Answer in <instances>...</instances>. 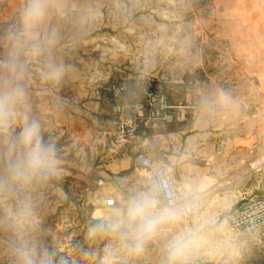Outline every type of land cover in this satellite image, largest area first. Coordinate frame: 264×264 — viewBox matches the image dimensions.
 Listing matches in <instances>:
<instances>
[{
  "label": "rangeland",
  "instance_id": "rangeland-1",
  "mask_svg": "<svg viewBox=\"0 0 264 264\" xmlns=\"http://www.w3.org/2000/svg\"><path fill=\"white\" fill-rule=\"evenodd\" d=\"M191 10L189 0H120L110 11L99 7L86 17L79 15L82 20L72 29L73 39L78 42L76 59L81 61L79 65L94 69L98 83L103 77V81H108L107 87L124 85L129 98L139 99L145 91H162L168 93L172 103L185 104L189 83L204 79L202 71L195 68L196 47L206 61V70L208 61L211 71L216 69L215 61L228 65L221 58L224 54L214 48L211 35L204 30L205 20L197 26ZM119 31L136 41L131 47L139 53L118 58V46L103 42V34L123 38ZM156 48L161 52H150ZM106 109L111 113L110 100ZM81 118L82 125L90 131L73 144L67 141L66 133L58 136L53 131L43 136L55 146L56 156L61 160L54 177L56 184L50 178L15 198L0 197V227L9 232L16 231L19 222L15 218L9 220L8 211L20 200L31 201V216L21 226L41 248L51 253L54 264H103L109 239L103 235L91 237L90 229L109 210L108 200L122 201L130 190L143 187L149 176L133 167L136 154L131 153L128 154L131 170L128 167L119 171H129L126 174L118 176L105 169L111 160V149L121 145L127 152L137 138L146 137L141 129L136 139L122 141L114 135L113 117H96L97 121L107 120L106 124L101 122L105 128L90 117ZM241 203L224 200L216 191L199 201L188 202L179 223L163 225L160 235L146 245L143 254L126 258L124 264H162L166 244L188 229H197L201 238L188 264H263L264 235L238 233L230 227L231 213Z\"/></svg>",
  "mask_w": 264,
  "mask_h": 264
},
{
  "label": "crops",
  "instance_id": "crops-1",
  "mask_svg": "<svg viewBox=\"0 0 264 264\" xmlns=\"http://www.w3.org/2000/svg\"><path fill=\"white\" fill-rule=\"evenodd\" d=\"M119 2L50 0L49 15L40 28L55 34L56 42L40 55L21 53L27 68L23 81L27 106L7 132H0V150L6 147L9 134L20 131L25 118L38 120L43 136L53 131L58 136L66 133L72 144L90 131L82 125L81 117H90L105 128L102 123L107 120L97 121L96 117H113L106 109L108 81L101 77L98 83L92 67L79 65L78 42L73 39L72 29L82 20L79 15L86 17L99 7L110 11ZM25 3L26 0H0V60L6 59L16 46L11 31L19 26V12ZM203 24L228 65L215 61L216 69L211 71L208 61L206 70V61L196 47L195 68L202 71L204 79L189 83L184 102L191 109L186 119L148 129L146 137L135 138L127 152L121 145L114 147L105 169L118 174L130 167L128 154L144 153L171 169L179 191L197 190L191 202L211 191L228 201H264V168L253 172L249 167L251 161L264 154V0H213L211 16ZM118 34L123 38L103 34V42L118 46V58L135 56L139 50H133L131 44L136 41L120 31ZM107 50H111L109 46ZM150 52L161 51L156 48ZM49 62L65 65V75L59 82L43 78ZM221 93L227 94L229 103L222 101ZM57 159L59 167L61 160Z\"/></svg>",
  "mask_w": 264,
  "mask_h": 264
},
{
  "label": "clouds",
  "instance_id": "clouds-1",
  "mask_svg": "<svg viewBox=\"0 0 264 264\" xmlns=\"http://www.w3.org/2000/svg\"><path fill=\"white\" fill-rule=\"evenodd\" d=\"M49 10L50 0H26L19 12V26L11 31L16 46L6 59L0 60V132H7L27 106L23 83L27 68L21 53L40 55L56 42L55 34L40 28ZM65 72L64 64L49 62L42 75L45 80L59 82ZM220 95L224 103L230 102L226 93ZM58 164L56 148L44 139L40 122L25 118L20 131L9 134L6 147L0 150V197L15 198L33 185L55 177ZM196 191H178L164 170L146 177L143 187L130 190L90 229L91 237L103 235L109 239L103 264H124L126 258L142 255L146 245L160 235L163 225L182 220ZM7 216L19 222L15 226L17 235L9 244L14 264H54L51 253L21 226L31 216V201L20 200ZM200 240L197 229L177 233L165 246L162 264H188Z\"/></svg>",
  "mask_w": 264,
  "mask_h": 264
},
{
  "label": "built area",
  "instance_id": "built-area-1",
  "mask_svg": "<svg viewBox=\"0 0 264 264\" xmlns=\"http://www.w3.org/2000/svg\"><path fill=\"white\" fill-rule=\"evenodd\" d=\"M189 1L197 26L211 16L213 0ZM1 38L0 33V40ZM107 93L110 97L111 114L114 119V135L122 141L135 139L139 129L146 136V132L150 128L183 122L191 109L188 104L172 103L169 96L161 91H145L139 99H132L127 97L124 85L113 84L108 86ZM133 167L144 170L148 175L157 170L167 171L179 191L172 177L171 169L162 162L154 160L144 153H136ZM249 167L253 172H260L264 168V154L251 161ZM114 203V200H108L106 206L111 208ZM229 224L231 229L238 233L264 235V201L253 199L242 202L232 211ZM16 235V231L9 232L0 227V248L2 250L0 264H14L9 244Z\"/></svg>",
  "mask_w": 264,
  "mask_h": 264
},
{
  "label": "trees",
  "instance_id": "trees-1",
  "mask_svg": "<svg viewBox=\"0 0 264 264\" xmlns=\"http://www.w3.org/2000/svg\"><path fill=\"white\" fill-rule=\"evenodd\" d=\"M162 92V91H161ZM165 93V92H164ZM167 95H168V93H166ZM169 96V95H168ZM170 98V97H169ZM171 100V99H170ZM129 170H131V167H130V169ZM127 172H129V171H122L121 173H118V176H120L121 174H126ZM52 180H53V183L56 181V179L54 178V177H52ZM54 184H56V183H54ZM264 264V263H263Z\"/></svg>",
  "mask_w": 264,
  "mask_h": 264
}]
</instances>
